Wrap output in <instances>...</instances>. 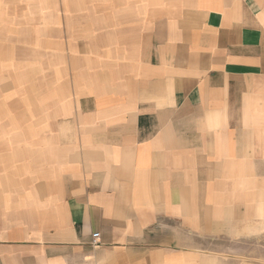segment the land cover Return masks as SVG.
<instances>
[{"label": "crops", "instance_id": "crops-1", "mask_svg": "<svg viewBox=\"0 0 264 264\" xmlns=\"http://www.w3.org/2000/svg\"><path fill=\"white\" fill-rule=\"evenodd\" d=\"M69 8L88 94L0 161V264H206L187 233L264 220V0Z\"/></svg>", "mask_w": 264, "mask_h": 264}, {"label": "rangeland", "instance_id": "rangeland-1", "mask_svg": "<svg viewBox=\"0 0 264 264\" xmlns=\"http://www.w3.org/2000/svg\"><path fill=\"white\" fill-rule=\"evenodd\" d=\"M84 1L0 0V161L19 153L35 155L41 139L51 138L52 124L65 121L67 106L71 116L74 101L78 108L84 106V99L69 96L88 94V89L81 90L84 84L73 80L68 59L81 65L82 55H96L68 51L66 45L59 48L57 41V37L66 40L68 23L73 26L78 21L70 18V6L79 5L84 14L95 11L97 0ZM90 75L98 80L92 66ZM231 229L220 227L225 233L202 236L187 233L184 245L211 255L206 264H264V220Z\"/></svg>", "mask_w": 264, "mask_h": 264}, {"label": "built area", "instance_id": "built-area-1", "mask_svg": "<svg viewBox=\"0 0 264 264\" xmlns=\"http://www.w3.org/2000/svg\"><path fill=\"white\" fill-rule=\"evenodd\" d=\"M91 236H92V244L93 245H97L98 242H99V239H98L99 234H98V232L92 233Z\"/></svg>", "mask_w": 264, "mask_h": 264}]
</instances>
